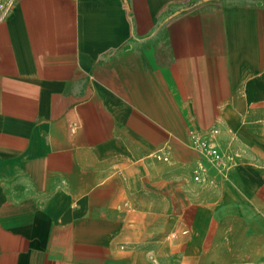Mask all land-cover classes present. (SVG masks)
<instances>
[{"label": "crops", "instance_id": "obj_1", "mask_svg": "<svg viewBox=\"0 0 264 264\" xmlns=\"http://www.w3.org/2000/svg\"><path fill=\"white\" fill-rule=\"evenodd\" d=\"M0 264H264V0L0 7Z\"/></svg>", "mask_w": 264, "mask_h": 264}, {"label": "built area", "instance_id": "obj_2", "mask_svg": "<svg viewBox=\"0 0 264 264\" xmlns=\"http://www.w3.org/2000/svg\"><path fill=\"white\" fill-rule=\"evenodd\" d=\"M15 0H7L5 3H3L0 7L2 9L3 12H6L7 10H9L13 4H14ZM213 133H216V130H213ZM196 147L200 150L202 149H207V144L205 142H197L196 143ZM209 153L212 154L213 156H216L218 154V149L216 147L213 148H209L208 149ZM198 176H195V180H198Z\"/></svg>", "mask_w": 264, "mask_h": 264}]
</instances>
